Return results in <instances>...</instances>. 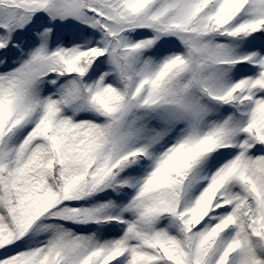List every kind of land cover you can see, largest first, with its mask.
Listing matches in <instances>:
<instances>
[{"label":"snow or ice","instance_id":"obj_1","mask_svg":"<svg viewBox=\"0 0 264 264\" xmlns=\"http://www.w3.org/2000/svg\"><path fill=\"white\" fill-rule=\"evenodd\" d=\"M0 264H264V0H0Z\"/></svg>","mask_w":264,"mask_h":264}]
</instances>
